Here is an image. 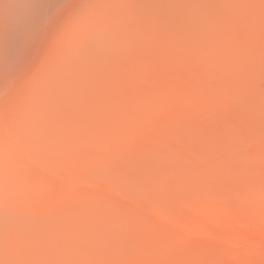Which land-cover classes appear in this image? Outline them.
<instances>
[{
  "label": "rangeland",
  "instance_id": "1",
  "mask_svg": "<svg viewBox=\"0 0 264 264\" xmlns=\"http://www.w3.org/2000/svg\"><path fill=\"white\" fill-rule=\"evenodd\" d=\"M0 92V264H264V0H55Z\"/></svg>",
  "mask_w": 264,
  "mask_h": 264
},
{
  "label": "bare ground",
  "instance_id": "2",
  "mask_svg": "<svg viewBox=\"0 0 264 264\" xmlns=\"http://www.w3.org/2000/svg\"><path fill=\"white\" fill-rule=\"evenodd\" d=\"M55 0H0V92L39 30L47 23ZM62 1V0H61Z\"/></svg>",
  "mask_w": 264,
  "mask_h": 264
}]
</instances>
